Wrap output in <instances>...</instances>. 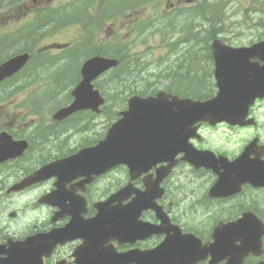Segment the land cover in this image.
Here are the masks:
<instances>
[{"label": "rangeland", "instance_id": "1", "mask_svg": "<svg viewBox=\"0 0 264 264\" xmlns=\"http://www.w3.org/2000/svg\"><path fill=\"white\" fill-rule=\"evenodd\" d=\"M67 1L68 0H22L21 2H15L14 0H0V35L10 33L14 31L17 27H23L27 21L31 19V12L34 14L36 10H40L43 6H59L57 7V11L59 16L65 22L67 19ZM182 0H179V2ZM184 1V0H183ZM186 1V0H185ZM202 0H191L188 3H180L181 5L186 6L188 9L193 6H197L201 3ZM213 1V0H210ZM166 0H155L154 2H149L142 8H137L135 11H131L121 18L117 19L113 23L108 21L104 23L103 20L97 18L94 25H92V30L95 33L97 41L100 43H116L118 47H131L133 50L132 55H137L139 57V63L141 67H143V75L139 79L141 85H145L147 87L168 85L170 83V79L168 77H162V74H170L174 75L176 71L180 70V64L183 63L182 71L187 70L189 64L190 57L200 56L202 53L201 47L204 45L205 37L207 36L208 30L212 29L213 31L220 33L221 35H227L228 37H234L237 40L245 41L250 36L259 35L261 23L264 22V0H227L226 8L222 9L220 20H218L219 25L217 28L214 27L213 23H211V18L214 17V12L212 10H208L203 12L202 15L190 13H185L180 18L173 17L172 14L176 7H178L177 2L170 5L165 3ZM187 2V1H186ZM66 3V4H65ZM62 4V6H61ZM179 4V5H180ZM173 6V7H172ZM32 14V16H33ZM169 18L170 20L173 18L174 30L170 32H164L156 28L159 22L165 18ZM168 18L166 19L168 21ZM216 19V18H215ZM159 20V22H158ZM144 21V22H143ZM140 22L139 24H137ZM191 23L193 25L191 34L194 35L193 39L196 41V47H189L184 44L181 39L185 38V32H182V28L187 24ZM142 23L150 24V28L142 31ZM159 23V24H161ZM53 24H51L52 26ZM51 26L45 27L40 31L39 34H45V36H39V43L37 48L46 47L52 43H71L75 42L78 39L83 38V31L78 26H68L63 27L61 30L56 31L54 34L51 30ZM24 38V36L22 37ZM31 41V40H30ZM171 41L175 42V47L171 44ZM19 40H17L14 44L15 46H19ZM239 42V41H237ZM60 49L52 50L53 57H57L60 54ZM48 69L44 68L40 71H30L28 74L36 75L43 77L47 75ZM29 75L22 78L19 81V78L12 80L9 84L21 85L26 80H31ZM107 85V83H104ZM45 84L42 82H33L31 84L26 85L22 89V87H8L7 89V97L4 99H0V101L6 100L9 105L12 106L9 110L12 114L17 112L19 105L22 101H28L29 97L32 93H36L34 96L36 99L41 100L45 97V94H37V91L34 87H43ZM52 87V86H46ZM111 93V92H110ZM64 94V92L62 93ZM60 103V102H59ZM111 105V103H109ZM112 106V105H111ZM54 110L53 105H47L42 111V115L44 116V120L51 115L50 113ZM55 111V110H54ZM53 111V112H54ZM113 111H109L103 116L100 115L97 119L92 123L93 129L88 133L94 134V131L98 132L103 131L104 122L107 121L109 116ZM261 114L264 116V107L260 109ZM2 111H0V114ZM51 117V116H50ZM262 132H264V127H262ZM214 141L213 145L222 146L219 142L222 141L224 137V129L221 128L214 133L208 134ZM73 138H87L81 135L74 136ZM63 140L60 139L59 136H55L53 139L49 140V144L52 143L54 149L58 147V144ZM47 150V147H43L41 153ZM181 172L186 180L194 179V182L187 184L185 190H191L192 185L198 186V195H203L204 189L207 187L209 183L202 179L201 176H191V173L185 170H179L178 173ZM187 172V173H186ZM120 177H115L114 174L109 175L108 177L103 179L100 186L103 191L109 186L111 182H116V179ZM113 180V181H110ZM177 185H179V180L177 181ZM172 190L174 187L172 186ZM42 189L40 190V192ZM178 192L183 194V196H187L183 186L181 185ZM183 196L179 198L181 201ZM203 198V197H202ZM175 195L171 193V200L174 201ZM205 202L203 200L197 201V206L200 211L197 212V209L194 207H189L185 203H181L179 206H173L175 209V215L177 217L182 216L187 223L191 224L193 227H197L198 225H194L190 222V220L186 217H193L196 214H199L203 217V222L205 223L208 217L204 215H210V217L214 216L216 219L222 216L228 215L227 209L224 210L223 203L217 204L214 209L211 207V212H203L202 209H206L207 207L200 208L203 206ZM48 213V209L43 210V215L41 214V219ZM20 217L17 220H13L9 222L10 231H16L18 229L25 228L29 222H31L32 218H35L36 213L31 210H22L19 212ZM183 214L185 216H183ZM44 221V220H42ZM201 226V225H200ZM63 251L67 254V247L63 248Z\"/></svg>", "mask_w": 264, "mask_h": 264}, {"label": "flooded vegetation", "instance_id": "2", "mask_svg": "<svg viewBox=\"0 0 264 264\" xmlns=\"http://www.w3.org/2000/svg\"><path fill=\"white\" fill-rule=\"evenodd\" d=\"M221 37L222 38L220 39L223 43L232 47L250 46L256 42L264 40V31L261 27L259 35L250 36L245 41L237 40L234 37H228L227 35ZM182 42L186 45L191 43L189 39L186 38L182 39ZM198 61V56L189 58L188 68L187 70H185L190 75H198L200 73V66ZM254 61H257V59H254ZM260 64H263V62H260ZM183 66V63H181V71L182 69H184ZM215 69L216 64L213 56L212 46L210 44L208 53V74L211 77V84L209 85V87H212L213 89L212 95H215L217 92V84L214 77ZM187 86L192 89H199L198 84H188ZM263 107L264 97L257 98L250 108L248 118H253L255 124L245 126H241L239 124L233 125L229 122H222L216 125H210L207 123L200 124L198 128L200 136L192 140L193 144L199 149H210L214 151L217 155H224L229 160V162H233L237 157L241 156L242 153L247 149L249 150V152L247 151L248 153L246 161H252L254 159L264 161V132H262V127H264V116L260 112V109ZM1 108L2 106H0V109ZM3 108L5 109V107ZM220 127L224 129V137L222 141L219 142L222 146L213 145L212 142L214 140L210 136L207 137L204 134V130L208 128L217 129ZM3 131L8 132L14 140H26L27 148L22 155H18L0 162V244L7 243L8 239L10 238L16 240H23L30 235L37 234L39 232L49 231L55 226L63 225L66 222L68 223L71 219L70 216H65L59 222H52L53 224L50 222V220L46 222L44 221L43 224L40 223L41 214L43 215L42 209H45L39 208L40 206L38 204V200L40 198V189L42 187H44V189L46 188L47 190L45 192L51 190L53 188L55 179L51 178L49 180L33 184L22 189L18 188V186L28 176L32 175L37 169H39L44 164L67 156V133L65 132L61 136H59L60 139H62L63 141L58 144V147L54 149L53 144L50 143L47 147V150L41 153L42 149L39 143V141L41 142L40 127L39 124L31 120L30 117L22 115L0 114V134ZM53 138L54 137H52L51 139ZM42 139L45 140L44 137H42ZM250 144H253L254 146ZM185 169H187L190 173L195 174L196 176H201L202 178H205V181L210 185H212L217 179V174L212 168H201L196 170L189 166L186 162L181 160L174 168L171 175L163 183L166 188V193L164 197L160 200L161 204L164 201L173 204L171 200L167 201V199L170 198V196H166L168 187H170L175 177L179 173H181H178V171H182ZM183 175L184 174L179 175V178L180 180H182V183L189 184L190 182L191 184L194 182V179H189L185 181ZM98 179L99 178H96L94 182H92L90 185H87L85 191H78V193H76L77 195H84L86 198L87 205L89 207L86 217L94 215L95 210L93 207V203L103 198L102 188H100L101 179ZM78 180L79 179L75 180L73 184L76 183ZM68 188H70V185L68 186ZM196 192L198 195V191ZM212 200H219L223 202L225 208L227 209L226 211L229 214V216L224 217V220H233L241 216L244 212L252 211L261 220L264 221V187H255L250 183H245L241 185V189L239 192L229 195L225 198ZM24 209L27 211L31 210L35 212V218H32L31 222H29L25 228L18 229L16 231H10L9 222L17 220L19 218V212ZM50 210L51 217V214L54 212V209L50 208ZM169 212H171V217H174L172 210H170ZM13 213H15V215ZM183 216L185 215L183 214ZM47 217L48 215L46 214L42 218V220H46ZM186 217L190 220L192 224L198 226L202 225L203 217H201L199 214H196V216L193 217ZM210 218V224L207 228L204 226H200V229H191L185 227V231H183L196 233L201 237L204 243L213 242L212 235L214 233V229L217 222L214 218ZM153 221L157 222L156 219H154ZM163 238L164 236H156L149 239V242L152 239L159 242ZM262 241L263 253H261L260 255L249 254L245 258V261L247 263L260 264V262L264 260V236L262 238ZM80 243L81 240H77L69 242L65 246L57 247L54 255L51 258L55 259L56 261L58 258L65 259L67 264H74L73 252ZM65 247H67V254L63 251V248ZM118 249L121 251L126 250L128 249V246L124 244L119 245ZM210 258L211 256L209 255L199 264H209ZM55 260H52L53 263L56 262ZM225 262L226 261L223 260L220 261L218 264H224Z\"/></svg>", "mask_w": 264, "mask_h": 264}, {"label": "water", "instance_id": "3", "mask_svg": "<svg viewBox=\"0 0 264 264\" xmlns=\"http://www.w3.org/2000/svg\"><path fill=\"white\" fill-rule=\"evenodd\" d=\"M28 58V54L25 53L3 63L0 66V79L22 68ZM117 63L116 59L103 56H95L87 60L82 67L83 79L73 91L76 100L69 107L59 110L55 115L56 118H62L76 110L89 107L98 111L99 105L104 102V99L100 96L98 90H94L92 80L109 68L116 66ZM223 92L224 88L221 87L218 98L206 101L179 99L177 97L170 99V95L164 92H158L156 97L131 96L129 98V109L124 111L123 118L109 129L105 140L101 141L95 149L81 153L78 156L80 158L73 161L72 164L97 166L104 170L114 163L125 162L133 167V171L138 170L139 173H142L147 171L157 161H170V166L161 170L156 180L149 181L148 186L155 187L168 174L174 164L173 157L176 154V150L186 149L184 145L180 144V138H177L176 128L189 125L190 121L208 119L214 116H225L226 111L223 105L225 94ZM234 109L235 107H233ZM186 131L187 128L186 130L183 128L181 132L183 139H186L188 134ZM191 160L200 162L195 159ZM220 175L221 179H226V172ZM221 183L224 184L223 181ZM153 192L154 190L151 193L152 196ZM146 195L144 193L139 197H146ZM141 200H144V198H141ZM147 206V201L139 203V199L137 200L136 207H139L140 210ZM123 220H125V216L120 211L112 210L109 212L104 209L98 218L94 220L91 228L101 233L105 239L113 234L112 232L118 228ZM76 229L80 230L78 224H76ZM53 234L56 239L51 243L47 242L49 234L41 235L36 240L37 244L40 245L38 249L40 254L54 246L58 240H65L72 236L67 232V227L63 230L54 231ZM77 236L84 237L87 240V246H95L97 242L103 241L102 239H95L86 235L82 229ZM175 245L155 254L142 252L137 254L135 258L140 264H180L183 256L191 247L177 242ZM35 252L36 248L31 250L29 257H24L23 255L15 264H33ZM173 252H175V255L172 258L171 253ZM131 255L133 256V253ZM131 260V258L124 260L114 259L103 264H130ZM38 264H43L42 259Z\"/></svg>", "mask_w": 264, "mask_h": 264}, {"label": "trees", "instance_id": "4", "mask_svg": "<svg viewBox=\"0 0 264 264\" xmlns=\"http://www.w3.org/2000/svg\"><path fill=\"white\" fill-rule=\"evenodd\" d=\"M136 1H143V0H120L119 4H117V10H118V14H120L123 10L125 9H129V8H134ZM145 1V0H144ZM93 0L89 1L86 0L85 4L86 5H82V6H78L77 8H75L72 11V15L75 18L79 17L83 14L86 13V17L91 14V9H90V5H93ZM110 3V4H109ZM107 5H109L108 7L106 6L105 8V12L106 13H110L109 16L104 17V19H106L107 17H112L114 16L115 12L117 11L116 9H114V6L111 7V5L113 4V2H109ZM139 2H137L136 5H138ZM111 7V8H110ZM55 15V12L51 13ZM124 14V11H123ZM76 19V18H75ZM44 24H46V20L43 21ZM35 23V22H34ZM32 24V26H30L23 34L24 38H22L18 44L21 46H25L26 44H29L30 42H34L33 40L30 41L32 38H34L36 36V32L37 29H35V24ZM41 36V35H40ZM84 46L89 47V44H81L79 46H75V50L72 51V56H70V59H74L72 60L74 63L77 60H82L81 54L85 52V50H79L81 48H83ZM27 49V48H26ZM5 50V48L0 44V53L3 52ZM97 52H100L101 54H105V55H109V56H113V57H117L120 59V65L118 67H116L115 69H113L111 72H109L107 74V76L109 77L110 81H109V85H110V90L112 95H115V98L118 99H122L123 97L122 95V91L124 90H130L132 91L133 89H131V87H134V89L137 87V89H141L144 88L145 85H141L139 82V79L141 77H144L143 75V67H141L140 63L138 62V59L135 60L133 59L129 53L128 50L125 49H114L105 45H99L98 46V50ZM71 52L68 51L67 54H69ZM96 52H92V53H88V54H93ZM57 67H54L53 65H51L53 71V73L57 74V75H62L64 76L66 73H71L73 68L71 66V63H67V67H65L64 63L61 64H55ZM39 66L41 68H45L46 69L49 67V63L47 61H40L39 62ZM162 77H168L171 80H178L179 76L177 74L174 75H170L168 74H162ZM73 80V79H72ZM143 94H146V91H142Z\"/></svg>", "mask_w": 264, "mask_h": 264}]
</instances>
